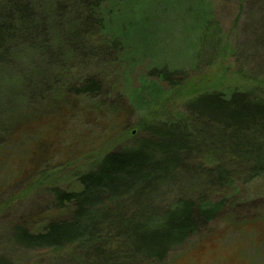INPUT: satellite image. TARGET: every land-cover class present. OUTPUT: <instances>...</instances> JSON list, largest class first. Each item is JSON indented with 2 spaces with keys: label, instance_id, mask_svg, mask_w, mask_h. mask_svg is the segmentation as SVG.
Wrapping results in <instances>:
<instances>
[{
  "label": "trees",
  "instance_id": "16d2710c",
  "mask_svg": "<svg viewBox=\"0 0 264 264\" xmlns=\"http://www.w3.org/2000/svg\"><path fill=\"white\" fill-rule=\"evenodd\" d=\"M118 1L0 0V81L7 95L16 88L27 100L56 89L98 95L102 82L91 68L102 57H131L135 23L112 9ZM236 1V17L251 20L253 47H264V0ZM188 12L197 42L210 49L204 66L245 54L220 35L213 0H194ZM176 71L164 65L148 74L178 89L184 74ZM234 73L241 88L198 92L176 110L165 107L166 96L157 108H143L128 139L68 172L69 181L52 172L61 173L60 165L35 173L34 184H46L51 195L47 219L36 226L23 217L0 227V242L38 251L43 264H163L195 232L197 218L210 220L222 205L174 196L181 169L195 182L229 188L235 171L242 169V183L264 174V62L251 72L239 63ZM0 264L16 263L1 254Z\"/></svg>",
  "mask_w": 264,
  "mask_h": 264
},
{
  "label": "rangeland",
  "instance_id": "374dc122",
  "mask_svg": "<svg viewBox=\"0 0 264 264\" xmlns=\"http://www.w3.org/2000/svg\"><path fill=\"white\" fill-rule=\"evenodd\" d=\"M193 1L113 2L112 9L119 11L124 21L135 23L129 33L131 57L123 62L113 56L102 57L91 68L102 82L98 95L56 89L40 99L27 100L20 88L7 95L0 81V227L23 217L33 219L36 226L47 219L44 215L51 195L46 184H34L35 173L50 172L52 166L60 165L61 173L52 172L57 173L59 182H66L67 173L78 165L86 167L128 139L143 108L155 109L169 98L165 107L176 110L198 92L241 88L243 82L234 73L238 64L251 72L264 62V47L252 45L250 18L236 17L237 1L213 0L220 35L245 54L237 62L227 55L204 66L210 49L194 36V13L188 12ZM197 63L198 69H191ZM164 65L184 74L178 89H170L148 74ZM179 172L174 196L222 201V205L210 220L198 217L195 232L170 251L163 264H264V174L242 183L240 169L233 177L235 186L229 188L195 182L193 173L184 168ZM1 254L16 264L44 262L38 251L16 249L3 242Z\"/></svg>",
  "mask_w": 264,
  "mask_h": 264
}]
</instances>
